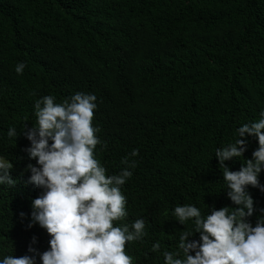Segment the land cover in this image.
<instances>
[{"label": "trees", "instance_id": "trees-1", "mask_svg": "<svg viewBox=\"0 0 264 264\" xmlns=\"http://www.w3.org/2000/svg\"><path fill=\"white\" fill-rule=\"evenodd\" d=\"M75 92L96 96L94 155L106 174L138 151L128 156L136 166L121 186L128 215L114 226L142 217L146 234L125 251L133 264H160L163 251H179L180 233L194 229L192 220L176 221V205H195L202 215L234 210L214 153L264 109V0H0V156L13 163L16 180L0 185V258L26 254L33 235V247H49L45 229L27 227L41 191L27 182L29 141L7 130L35 125L37 98L59 103ZM256 147L248 137L243 156L225 164L238 170ZM258 179L264 184V169ZM246 190L254 225L264 215V191ZM156 241L160 251L152 252Z\"/></svg>", "mask_w": 264, "mask_h": 264}, {"label": "clouds", "instance_id": "clouds-1", "mask_svg": "<svg viewBox=\"0 0 264 264\" xmlns=\"http://www.w3.org/2000/svg\"><path fill=\"white\" fill-rule=\"evenodd\" d=\"M24 68L21 61L14 71L20 74ZM95 101L92 93L75 92L59 103L53 95H44L33 103L35 125L24 124L19 134L14 127L7 130L8 137L23 135L29 141L23 149L29 160L27 182L41 191L31 199L27 227L38 224L45 229L49 247L42 252L33 247L37 242L33 235L26 254L4 255L0 264H37V256L40 264H133L125 246L143 239L145 220L138 217L115 226L114 221L128 215L121 186L136 166L128 156L135 157L138 151L122 158L125 166L118 173L106 174L94 155L101 143L99 128L92 124ZM236 136L234 143L217 147L214 153L234 210L210 207L202 215L195 205H176L172 210L176 221L184 225L192 220L194 229L180 233L179 251H163L160 264H264V215L254 225L247 219L254 206L246 190L251 185L264 191L258 179L264 169V109L258 120L239 125ZM250 136L257 141L251 158L238 170H230L225 161L243 156ZM11 169L13 163L0 156V185L15 186ZM25 215L19 212L20 218ZM196 234L198 239L193 238ZM150 250L160 251V242H153Z\"/></svg>", "mask_w": 264, "mask_h": 264}]
</instances>
